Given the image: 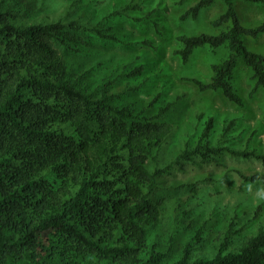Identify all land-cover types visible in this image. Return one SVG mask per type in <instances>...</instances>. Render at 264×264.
Instances as JSON below:
<instances>
[{
	"label": "trees",
	"instance_id": "1",
	"mask_svg": "<svg viewBox=\"0 0 264 264\" xmlns=\"http://www.w3.org/2000/svg\"><path fill=\"white\" fill-rule=\"evenodd\" d=\"M12 1L0 0V264H264V229L232 250L237 231L231 225L212 256H193L202 231L173 254L172 248L162 252L157 242L150 248L147 242L149 229L161 216L162 202H155L159 181L175 165L221 152L264 164V151L237 149L223 143V136L211 145L210 117L196 147L165 167L150 169L148 162L157 160L173 133L171 124L160 121L172 104L145 115V109L136 113L131 105L116 102L113 80L84 87L79 79L85 73L75 76L58 49L80 52L77 21L21 26L7 9ZM218 2L225 9L209 22L211 31L177 36L181 47L174 54L186 65L197 49L222 52L210 65L207 81L189 80L199 91L220 92L241 107L245 100L231 82L240 62L251 71L249 98L264 92V51L247 43L264 35V19L245 24L236 0H198L180 19L197 21ZM130 9L142 6L124 11ZM89 30L123 41L113 33ZM136 71L143 66L132 73ZM242 177L250 183L264 181L260 173Z\"/></svg>",
	"mask_w": 264,
	"mask_h": 264
},
{
	"label": "rangeland",
	"instance_id": "2",
	"mask_svg": "<svg viewBox=\"0 0 264 264\" xmlns=\"http://www.w3.org/2000/svg\"><path fill=\"white\" fill-rule=\"evenodd\" d=\"M178 1L13 0L7 9L21 26L77 21L81 26L80 52L58 49L75 76L85 73L79 79L84 87L93 89L106 79L113 80L116 102L131 105L136 113L145 109V115H156L172 104L160 121L171 124L173 133L158 151L157 160L148 162L150 169L165 167L182 151L196 147L210 117L214 118L211 145L223 136L222 142L229 146L262 153L264 92L249 98L253 86L250 69L240 62L231 78L235 91L245 100L244 106L239 107L220 92L199 91L189 80L207 81L210 65L224 55L222 52L197 49L186 65L174 54L181 47L176 37L211 31L209 22L224 11V4L218 2L204 10L197 21H182L180 17L198 0H186L183 5ZM133 5L142 6V10L124 11ZM236 6L245 24L255 25L264 19V4L236 0ZM89 29L116 34L123 41L103 39ZM247 41L250 48L264 51V35ZM139 66H143V71L133 74ZM232 121L234 125L225 133ZM256 173L264 175V164L259 159L232 157L224 152L208 159L196 156L175 165L157 187L155 202H162L161 216L149 229L148 248L157 242L162 252L169 247L172 254L177 253L202 231L193 256H212V248L220 245L224 233L233 225L237 233L232 236L231 249H238L264 229V181L250 183L242 177Z\"/></svg>",
	"mask_w": 264,
	"mask_h": 264
}]
</instances>
